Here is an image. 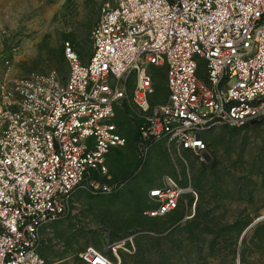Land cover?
<instances>
[{"label":"built area","instance_id":"1","mask_svg":"<svg viewBox=\"0 0 264 264\" xmlns=\"http://www.w3.org/2000/svg\"><path fill=\"white\" fill-rule=\"evenodd\" d=\"M91 38L87 61L66 42L65 76L54 71L3 85L0 264H47L43 231L67 213L74 195L126 184L101 181L111 178V152L128 144L115 120L119 108L142 115L144 156L159 142L173 152L204 153L210 130L264 120V0H109ZM4 65L8 70L11 60ZM158 67L168 98L153 103ZM190 190L165 176L149 190L144 214L173 213ZM121 247L89 246L65 264H121Z\"/></svg>","mask_w":264,"mask_h":264},{"label":"rangeland","instance_id":"2","mask_svg":"<svg viewBox=\"0 0 264 264\" xmlns=\"http://www.w3.org/2000/svg\"><path fill=\"white\" fill-rule=\"evenodd\" d=\"M107 1L0 0V98L10 80L54 71L65 76L68 41L87 61ZM153 74V103L165 102V68ZM115 120L128 144L111 152V178L101 181L126 184L111 193L74 195L67 213L43 231L47 264L77 262L89 246L110 252L116 242L121 264H264V122L210 130L204 153L173 152L159 142L144 156L137 143L139 111L124 106ZM168 175L191 190L173 213L147 217L149 190Z\"/></svg>","mask_w":264,"mask_h":264},{"label":"water","instance_id":"3","mask_svg":"<svg viewBox=\"0 0 264 264\" xmlns=\"http://www.w3.org/2000/svg\"><path fill=\"white\" fill-rule=\"evenodd\" d=\"M256 123H259V120H254V121L252 122V124H256Z\"/></svg>","mask_w":264,"mask_h":264},{"label":"trees","instance_id":"4","mask_svg":"<svg viewBox=\"0 0 264 264\" xmlns=\"http://www.w3.org/2000/svg\"><path fill=\"white\" fill-rule=\"evenodd\" d=\"M66 57V56H65ZM259 122H264V120H259ZM235 129H238V128H235Z\"/></svg>","mask_w":264,"mask_h":264}]
</instances>
